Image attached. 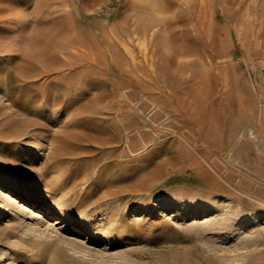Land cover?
<instances>
[{
  "label": "rangeland",
  "instance_id": "374dc122",
  "mask_svg": "<svg viewBox=\"0 0 264 264\" xmlns=\"http://www.w3.org/2000/svg\"><path fill=\"white\" fill-rule=\"evenodd\" d=\"M0 264H264V0H0Z\"/></svg>",
  "mask_w": 264,
  "mask_h": 264
}]
</instances>
